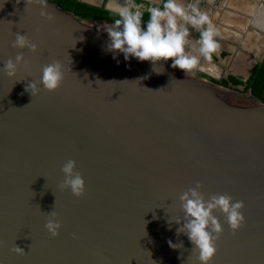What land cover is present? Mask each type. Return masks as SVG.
<instances>
[{
	"label": "water",
	"instance_id": "95a60500",
	"mask_svg": "<svg viewBox=\"0 0 264 264\" xmlns=\"http://www.w3.org/2000/svg\"><path fill=\"white\" fill-rule=\"evenodd\" d=\"M112 23L51 0H0V69L18 53L28 61L14 78L0 71V264H196L169 221L183 217L179 196L197 182L245 204L235 234L215 213L224 232L212 264H264V102L171 60L163 74L125 60L107 49ZM16 32L38 50L13 48ZM54 60L60 88L32 97L25 86ZM69 159L81 197L60 187ZM53 209L57 237L44 228Z\"/></svg>",
	"mask_w": 264,
	"mask_h": 264
},
{
	"label": "clouds",
	"instance_id": "9594fccd",
	"mask_svg": "<svg viewBox=\"0 0 264 264\" xmlns=\"http://www.w3.org/2000/svg\"><path fill=\"white\" fill-rule=\"evenodd\" d=\"M27 4H40L46 6V0H26ZM107 9L117 17L106 29L108 35V51L123 54L125 60L135 58L141 62L149 61L152 71L163 74V63L172 61L173 69L181 70L185 76L196 70L201 60L211 62L213 55L219 50L220 44L216 40L217 31L207 12L200 9L198 0L191 3H183L181 0H164L162 8L157 6H145L136 0H109ZM149 14L147 22L143 20L144 13ZM41 15H44L41 12ZM50 18V17H49ZM257 27H264V19L254 21ZM190 29L199 33V38L190 40ZM15 49H29L32 53L38 50L27 35L15 33L12 42ZM28 61L22 53H18L15 59H7L3 68L5 75L14 78L20 65L27 66ZM141 77L140 79H145ZM64 80L63 65L59 60L43 65L39 80L31 81L25 86V91L32 97L38 95L41 90L55 92L60 88ZM140 81V80H137ZM42 85V89L41 86ZM151 90V89H149ZM163 89L156 90L161 91ZM153 91V90H151ZM76 161L69 159L61 168L64 179L60 184L61 189L70 190L72 195L81 197L85 193V180L79 172L75 171ZM203 185L200 182L195 187H189L179 196L182 218L170 220L179 227L176 235L187 236L192 247L188 260L195 258L196 264H212L218 251V244L224 227L215 213H219L225 219L233 234L238 232L245 224V204L241 200H233L227 193L205 194L201 191ZM62 224L59 213L54 209L47 213L44 228L52 237L59 235ZM173 249H183L184 245L168 241ZM17 255L26 254L20 247L11 249Z\"/></svg>",
	"mask_w": 264,
	"mask_h": 264
},
{
	"label": "crops",
	"instance_id": "0c3cea01",
	"mask_svg": "<svg viewBox=\"0 0 264 264\" xmlns=\"http://www.w3.org/2000/svg\"><path fill=\"white\" fill-rule=\"evenodd\" d=\"M80 1L93 4L91 6H101L105 0ZM136 2L143 3L146 7L162 8L164 0ZM181 2L187 4L193 0ZM198 4L201 10L209 14L215 26L220 48L210 63L202 59L197 69L208 77L228 80L233 76L246 83L256 68L264 64V27H257L254 23L258 19H264V0H198ZM190 33V40L199 38L197 31L190 29Z\"/></svg>",
	"mask_w": 264,
	"mask_h": 264
},
{
	"label": "trees",
	"instance_id": "16d2710c",
	"mask_svg": "<svg viewBox=\"0 0 264 264\" xmlns=\"http://www.w3.org/2000/svg\"><path fill=\"white\" fill-rule=\"evenodd\" d=\"M58 2L62 7H64L67 11L74 12L77 15L89 19L95 18L98 20L108 19L114 22V19L117 18L113 12L98 9L86 3L77 1V0H52ZM149 19V14L147 12L144 13L143 20L147 22ZM229 83L233 85H245L244 92L251 90L252 94L264 102V64L261 67L256 68L251 78L243 83L240 79L230 76L227 81L223 83L224 86H229Z\"/></svg>",
	"mask_w": 264,
	"mask_h": 264
},
{
	"label": "flooded vegetation",
	"instance_id": "af4514ba",
	"mask_svg": "<svg viewBox=\"0 0 264 264\" xmlns=\"http://www.w3.org/2000/svg\"><path fill=\"white\" fill-rule=\"evenodd\" d=\"M52 1V0H51ZM77 1H80V0H77ZM53 2H55V1H53ZM81 2V1H80ZM56 3H58V2H56ZM59 4V3H58ZM93 7H95V6H93ZM95 8H98V9H104V8H99L98 6L97 7H95ZM102 20V19H101ZM111 21V20H110ZM197 70V74L201 77V78H204V79H207V80H209V81H217V80H219V78L218 77H208V76H206L205 74H203V72L202 71H200L199 69H196ZM225 81H227V80H223V83L225 82ZM230 84H232V83H229V85ZM237 86H239V85H237Z\"/></svg>",
	"mask_w": 264,
	"mask_h": 264
}]
</instances>
